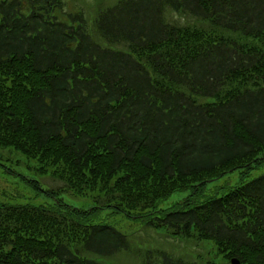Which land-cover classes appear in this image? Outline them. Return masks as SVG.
<instances>
[{"label": "trees", "instance_id": "trees-1", "mask_svg": "<svg viewBox=\"0 0 264 264\" xmlns=\"http://www.w3.org/2000/svg\"><path fill=\"white\" fill-rule=\"evenodd\" d=\"M110 1L0 0V145L92 203L0 205V264H264V0Z\"/></svg>", "mask_w": 264, "mask_h": 264}, {"label": "rangeland", "instance_id": "rangeland-1", "mask_svg": "<svg viewBox=\"0 0 264 264\" xmlns=\"http://www.w3.org/2000/svg\"><path fill=\"white\" fill-rule=\"evenodd\" d=\"M89 2L91 3V0ZM111 2L112 0L109 3ZM142 7L147 8L148 6L142 4ZM122 15H125V13H122ZM171 18L175 19L177 24H184L183 16L173 14ZM242 170L243 168L235 169L212 182L206 183L202 189L204 191L201 197L221 195L230 188L239 185ZM262 173H264V163L252 169L249 175L245 177V181L251 180ZM37 185L39 188L36 187ZM49 189L52 190V193L46 192ZM77 194L75 191L73 192L66 180L56 175L52 176L49 170H44L36 158L28 157L13 148L0 145V205L27 204L52 208L59 206L58 199L82 208L89 207L92 204L90 197ZM180 195L182 193L173 194L161 206H169ZM92 221L110 223L121 232L127 235L132 234L133 242L135 244L139 242L143 247L149 246L150 248V244L160 245L163 249L177 254L178 252L173 250L171 245L180 248L183 244L166 238V236H162L152 228L142 226L140 221H133L126 218L122 213L113 212L111 209L102 210ZM183 245L188 256L192 254L196 256L197 253L198 255H205L206 249L204 252L203 249L194 247L191 244ZM139 253L141 254V252ZM118 264H131V260L121 256L118 258Z\"/></svg>", "mask_w": 264, "mask_h": 264}, {"label": "water", "instance_id": "water-1", "mask_svg": "<svg viewBox=\"0 0 264 264\" xmlns=\"http://www.w3.org/2000/svg\"><path fill=\"white\" fill-rule=\"evenodd\" d=\"M239 263V261L238 260H236V259H231V264H238Z\"/></svg>", "mask_w": 264, "mask_h": 264}]
</instances>
